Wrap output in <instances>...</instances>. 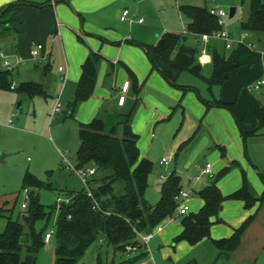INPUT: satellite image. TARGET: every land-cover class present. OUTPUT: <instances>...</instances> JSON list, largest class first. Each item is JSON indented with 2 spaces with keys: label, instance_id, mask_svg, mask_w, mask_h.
Returning <instances> with one entry per match:
<instances>
[{
  "label": "crops",
  "instance_id": "1",
  "mask_svg": "<svg viewBox=\"0 0 264 264\" xmlns=\"http://www.w3.org/2000/svg\"><path fill=\"white\" fill-rule=\"evenodd\" d=\"M154 3L157 2L151 1L145 7L143 0H0V26L6 25L9 31H17L8 36L9 47L2 54L4 57L0 53V61L4 66L7 58L13 61L11 71L18 86L36 83L44 88L46 97L31 98L22 94L33 102L35 109L42 102L48 108L51 103L50 117L59 98L62 109L66 108V112L62 110L64 118L60 114L50 121L66 123L68 120L78 133L81 123L89 124L107 113L127 111L136 105L131 127L139 138L140 156L163 167L169 177L172 174L180 177L182 190L191 193L184 201L189 207L188 215L203 208L205 202L199 193L210 186L226 167L231 169L216 183L224 196L242 189L245 179L254 194L262 196L264 183L260 174L264 172V152L260 144H264V129L244 137L231 111L208 104L215 100L234 104L242 130L258 129V114L264 107V98L252 93L262 86L258 90L251 88L264 77V50L255 51L253 45H244L243 39L248 36L264 44V36L242 30V38L237 44L231 36L232 47L227 49L225 43L223 57L229 59L226 51L233 50L230 58L237 69L226 75L222 85L210 89L214 53L221 55V52L217 46H210V39L205 42L204 35L189 34V21L183 32H179V25L173 20L175 16H184L181 5H176L177 14L169 12L166 22L159 26L157 19L151 18ZM161 3L159 0L158 4ZM163 3L166 4L164 0ZM125 10L129 15L123 21ZM8 32L3 31V34ZM165 33L182 34L186 37L185 42L189 37L196 38L197 44L184 45L196 50L197 63L202 67L201 76L184 71L176 87L153 69L145 47L156 45ZM37 44L44 45L41 51L44 55L33 57L32 51ZM233 44L236 45L234 48ZM54 53L58 67L52 74ZM92 53L101 58L93 95L76 108L73 117H66L82 76V66ZM26 59L48 65L43 70L31 69ZM60 67L63 71L59 70ZM36 77L41 81L37 82ZM126 81L130 82V87L124 94L122 87ZM122 95L126 96L123 106L118 103ZM10 121L9 124L13 125ZM164 158L168 159L167 164L162 163ZM208 164L212 166V173L204 172ZM168 178L161 174L164 182ZM81 190L83 188L68 192ZM170 219L165 221L163 232L155 233L148 244L150 251L149 245L154 241L166 244L162 256L167 264H264V204L261 202L247 208L243 200L227 199L222 204L220 221L213 218L210 235L215 241L230 239L250 220L241 234L239 245L228 255L221 254L209 239L196 245L186 241L175 245L174 239L181 234L183 226L181 220L166 225Z\"/></svg>",
  "mask_w": 264,
  "mask_h": 264
},
{
  "label": "trees",
  "instance_id": "2",
  "mask_svg": "<svg viewBox=\"0 0 264 264\" xmlns=\"http://www.w3.org/2000/svg\"><path fill=\"white\" fill-rule=\"evenodd\" d=\"M180 11L189 19V34L212 35L222 30L217 18L207 7L180 6ZM9 30L7 27L6 31ZM242 30L264 36V0H250L249 15L242 24ZM185 40L186 37L182 34L165 33L156 45L145 47L153 69L176 87L177 80L184 71L201 76L202 67L197 63V52L184 45ZM100 60L97 54L92 53L82 66V76L66 117H73L76 108L93 95ZM236 69L231 58L226 59L215 52L214 71L209 79L210 89L222 85L226 75ZM10 75L11 70H0V89L26 94L31 98L47 96L44 88L36 83H22L12 89ZM208 106L231 111L244 137L257 133L264 126V107L258 114V129L245 132L236 116L234 104L215 100ZM135 108L136 105L127 111L107 113L89 124H80L76 167L96 169V175L90 180L93 198L85 190L67 192V195L76 194L69 204H62L58 211L56 204L45 206L35 196V190L50 189V184H45L30 173L25 175L22 190H30L28 208L23 212L22 221L14 220L12 215L7 217L6 229L0 233V264H37L41 250L47 245L45 235L49 231V223L56 213L55 230L51 239L55 238L57 241L55 264L77 263L98 241L105 242L114 254L122 255L121 262L113 261L110 264H134L148 257V250L139 234L151 233L175 215L179 205L176 198L182 187L180 177L172 174L162 184L159 202L153 205L146 200L145 191L153 172V163L140 156L139 138L131 127ZM230 169L226 167L222 170L215 181L199 193L205 204L198 213L181 219L183 231L174 239L175 245L182 241L196 245L209 239L221 254L228 255L237 248L241 234L250 220L230 239L215 241L210 235L213 218H216V222L220 221L222 204L227 199L243 200L247 208H252L257 202L264 204V194L256 196L245 179L242 189L224 196L216 183ZM260 177L264 183V172ZM3 213L4 209L0 210V216ZM127 247H135L139 254L127 253Z\"/></svg>",
  "mask_w": 264,
  "mask_h": 264
},
{
  "label": "rangeland",
  "instance_id": "3",
  "mask_svg": "<svg viewBox=\"0 0 264 264\" xmlns=\"http://www.w3.org/2000/svg\"><path fill=\"white\" fill-rule=\"evenodd\" d=\"M151 1L157 2L153 4L151 18L157 19L159 26H162L161 23L166 22L164 20L169 12L175 11V14L178 13L176 5L207 7L208 9L219 7L226 13L223 30L231 34L235 44L242 38V24L246 22L250 9V0H164L166 4L163 3V0L161 4H158L159 0H143L144 6H149ZM232 8H236L237 11L235 16L230 18V10ZM187 21H189L188 18L179 15L178 17L175 16L173 20L175 24L179 25V32H183ZM6 28V25L0 26L1 54H5L9 47L8 36L11 37L17 33V31L12 30L3 34V31L6 32ZM10 33L11 35H9ZM189 38L184 44L187 46L189 44H197L196 38ZM243 40L244 45H253L254 50L257 52L264 50V44L259 43L252 37L247 36ZM209 43L210 46H217L223 56L225 41L217 37H211ZM235 44H233V48L236 46ZM37 45H42L44 48L43 44ZM25 47L26 45L24 44ZM29 52H31V47H29ZM226 52L227 58H230L233 50ZM56 58L57 55L54 53L51 58L52 74L55 73V69L58 67ZM26 60L28 67L31 69L38 68L43 70L48 65L47 63L40 65L32 59ZM7 61L11 63L10 67L5 68L0 61V70H12L13 61L9 58H7ZM14 75H10L9 79L15 83L16 81L14 80L16 79L13 80ZM36 78V80H39L37 82L41 81L38 77ZM42 78L45 79L43 75ZM263 78L262 80H264ZM252 94L255 97L261 95L264 98V84L259 91L254 90ZM51 105L50 103L48 108V105L42 102L40 107L37 106V109H35L33 102L26 100L24 95L15 91L0 89V210L4 209L3 216H0V233L6 229L8 216L12 215L14 220H23L22 204L25 203V196L22 187L27 173L34 175L45 182V184H50V189L35 190V196H38L40 203L45 206L56 204L57 198L63 197L68 191L84 188V184L78 175H72L73 171L71 169L61 165H66V160H68L73 167H76L77 151L80 145L79 133L73 129L72 122L68 120L66 123L61 121L51 122L49 117ZM62 110L66 112V108ZM55 117L58 118L59 115ZM60 117L64 118V115L62 114ZM10 120L13 125L9 124ZM261 129H264V126ZM260 146L264 152V144H260ZM163 169V167L155 165L153 162V172L149 177L148 187L145 191L146 200L153 205L159 202L161 198V185L164 182L161 179V174L166 175L167 178L169 177V174L164 172ZM177 213L178 211H176ZM56 216L54 215L49 223V231L55 230ZM168 223L171 222H167L166 225ZM46 246L41 250L37 264L56 263V239L54 238ZM149 246L153 253V260L149 254L147 258L134 264H142L143 261L146 264H167L166 259L162 256V251L166 248V244L154 241ZM113 261L115 263L121 262L122 255L120 253L114 254L105 242L98 241L75 264H110Z\"/></svg>",
  "mask_w": 264,
  "mask_h": 264
},
{
  "label": "built area",
  "instance_id": "4",
  "mask_svg": "<svg viewBox=\"0 0 264 264\" xmlns=\"http://www.w3.org/2000/svg\"><path fill=\"white\" fill-rule=\"evenodd\" d=\"M210 12L213 16H215L217 18L218 24H219V26L222 27V30L219 32H215L212 35H204L203 40L205 42H208L211 37H217V38L225 41L226 48L230 49L232 47V41L233 40L231 38V35L227 31L223 30V27L225 24L224 19L226 17V13L222 9H220L219 7H215L213 9H210ZM128 15H129V11L125 10L121 19L123 21L126 20ZM140 22H143V19H141ZM244 37H246V36H244ZM42 50H43V46L37 45L32 51L33 57L40 56ZM1 56L4 57L2 54H1ZM5 66L10 67V63L6 61ZM59 70L63 71V67H60ZM263 84H264V80L259 82L255 87L251 88V90H253V89L258 90V89H260V87ZM16 87H17V84L13 83L12 89H15ZM129 87H130V82L126 81L122 87V91L124 94L127 93ZM125 102H126V96L125 95L120 96L119 101H118L119 105L123 106L125 104ZM62 106L63 105H62L61 100L59 98H57L55 106H54L52 113L50 115L51 119H54L55 116L62 114ZM10 123H11V121H10ZM162 163L167 164L168 159L164 158L162 160ZM211 167H212L211 164H208L206 166L204 172L205 173H212ZM66 168L71 169L73 171V173L78 175L79 179H81V181L84 184L83 190L86 191V193L89 197L93 198V193H92L91 186H90V180L96 175V169L95 168L78 169L77 167H73L68 162L66 164ZM162 178H164V177L162 176ZM23 193L25 196V203L22 204V210H23V212H25L26 209L28 208V202H29V198H30V190L24 189ZM75 194L63 195V197H58L57 202H56L57 210L59 211V208L62 204H69L73 200ZM190 196H191V193H189L188 191H185V190L180 191L179 195L176 198L177 201L179 202L178 213L176 216H173L170 219V222L176 223L179 220H181L184 216H187L189 214V207L184 204V201H186L188 198H190ZM164 225H165V221L163 223H161L159 226H157L151 233L139 234V237H140L141 241L144 243V245H146L147 250H148V244H149L150 240L154 237V234L163 232ZM53 235H54V230L47 232V234L45 235L46 243H48L52 239ZM126 249H127V253H134V254L137 253V249L135 247H127ZM148 253L150 254V256L153 260L152 252L150 250H148Z\"/></svg>",
  "mask_w": 264,
  "mask_h": 264
},
{
  "label": "water",
  "instance_id": "5",
  "mask_svg": "<svg viewBox=\"0 0 264 264\" xmlns=\"http://www.w3.org/2000/svg\"><path fill=\"white\" fill-rule=\"evenodd\" d=\"M236 8H232L230 10V18H233L235 16Z\"/></svg>",
  "mask_w": 264,
  "mask_h": 264
}]
</instances>
